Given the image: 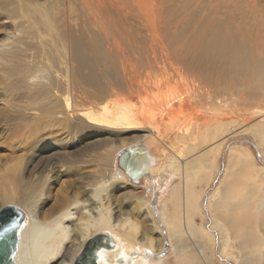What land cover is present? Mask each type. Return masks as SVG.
Instances as JSON below:
<instances>
[{"label":"bare ground","instance_id":"obj_1","mask_svg":"<svg viewBox=\"0 0 264 264\" xmlns=\"http://www.w3.org/2000/svg\"><path fill=\"white\" fill-rule=\"evenodd\" d=\"M0 21V122L24 138L0 167V208L25 215L9 264H73L89 240L85 264H151L158 220L177 264H216V243L218 264H264V167L235 143L219 165L229 136L264 139V0H0ZM128 178L166 191L158 219L135 207L150 224L112 205Z\"/></svg>","mask_w":264,"mask_h":264},{"label":"rangeland","instance_id":"obj_2","mask_svg":"<svg viewBox=\"0 0 264 264\" xmlns=\"http://www.w3.org/2000/svg\"><path fill=\"white\" fill-rule=\"evenodd\" d=\"M0 23H2V21H0ZM0 131H1L0 133V167H3L5 162H11L13 157H16L21 154V151H20L22 147L21 143L23 142L24 138L21 135L22 129L16 127L13 124L7 126V125H4L3 122L1 121ZM98 138H101V137L98 136ZM98 138H95L94 136L90 138L89 136L85 134L82 138H80L77 141V144L78 146H80L81 150L85 151L86 150L84 148L85 144L90 143V141L95 140V139L98 140ZM239 139L240 140L237 139L236 141L234 140L235 142H233L232 141L233 139L231 140V137L229 136L228 141L222 150V154H221V158L219 162L220 169H222V167L224 166V163L226 160V157L224 154L227 148H231V146H229L231 145V143L243 145L246 148H248L247 150L253 153L255 162L259 164V166L264 167V158L260 154L262 151H264V139L256 138L255 140V139H252L248 135L242 136ZM48 148L49 149H46V148L44 149L34 148L33 149V150H39L40 152H36L37 154L32 156L30 158V161L27 163V167L23 171V175L28 174L27 178L23 176L25 180L31 179L32 177V171H31L32 165L35 162H37L39 159L47 155L48 152L51 151L52 148H55V146L50 145V147ZM84 158L87 159V157H84ZM24 161L25 160H23V162ZM98 166H101V162L98 165H88L87 167L82 169L79 172V174L73 178L72 181L76 182V181L86 180V178H81V177H84L88 173H93L94 170L98 168ZM27 168L29 169L26 171ZM216 175L217 173L213 177H210V184L206 189V193L212 191L215 188L216 183L218 181V179L216 178ZM70 179L71 178H69L68 176H66L65 173L62 172L58 174V177L55 179V181H54V178L48 181L47 184H49V187L46 188L45 190L46 195H44L46 198L43 196L44 198L40 203V206H42V210H44L45 212H50L58 207L59 201L57 200V196L61 195V193H59L60 191H64L65 188H67V185ZM127 180L128 181H126L125 183H123L122 181H119L115 183V185L112 188H110L111 190H113L112 196L114 197L113 199H111V201L113 202L112 205L115 206L116 210H118L119 212L130 213L131 216H135L138 219V221L142 220L144 221V224L146 225L150 224V222H148L149 220L146 219L147 218L146 212L137 210V208L135 207L137 206V204L142 203V204H146L149 209L156 210L157 208H159L158 199H162L163 198L162 194H164L166 191H164V193L161 192L163 188L159 187V185L157 184V179L155 178L154 179L152 178L146 181L143 178H140L138 180H130L128 178ZM199 185H202V184L199 183ZM1 203L2 202L0 201V204ZM7 205H13L19 209L21 208L17 204H13V203H7ZM157 216L158 215L154 212L155 219H158ZM202 216H203L202 220L196 217L195 219L196 223L202 222V224L205 225L206 228L207 227L209 228L212 222L209 209L206 210L204 208L202 211ZM159 222L160 221L158 220L157 225L159 227V232H161L160 239H161V247L163 248H161V250L158 251L157 253L153 254L152 257H150L149 261L151 262V264H177L176 259H174L175 258L174 251L171 247V244L168 238V233L165 230L164 226ZM153 237L159 238L157 235H153ZM82 251L76 257V260L74 261L73 264H76L78 259L81 257ZM213 253H214L213 256H211L209 260L212 263L218 264L219 262H221V259H218L219 258V246L217 243L215 245V249ZM228 263L235 264L233 260H229ZM203 264H209V263L205 260L203 261Z\"/></svg>","mask_w":264,"mask_h":264},{"label":"water","instance_id":"obj_3","mask_svg":"<svg viewBox=\"0 0 264 264\" xmlns=\"http://www.w3.org/2000/svg\"><path fill=\"white\" fill-rule=\"evenodd\" d=\"M25 215L19 208L6 205L0 208V264H9L12 247L15 243L16 232L24 221ZM96 244L89 240L83 248L81 257L76 264H85Z\"/></svg>","mask_w":264,"mask_h":264}]
</instances>
